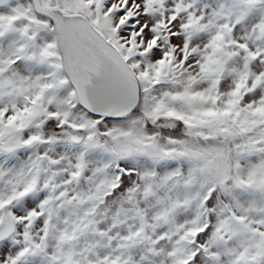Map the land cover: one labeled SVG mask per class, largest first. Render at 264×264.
<instances>
[{
	"label": "snow or ice",
	"instance_id": "snow-or-ice-1",
	"mask_svg": "<svg viewBox=\"0 0 264 264\" xmlns=\"http://www.w3.org/2000/svg\"><path fill=\"white\" fill-rule=\"evenodd\" d=\"M0 264H264V0H0Z\"/></svg>",
	"mask_w": 264,
	"mask_h": 264
}]
</instances>
